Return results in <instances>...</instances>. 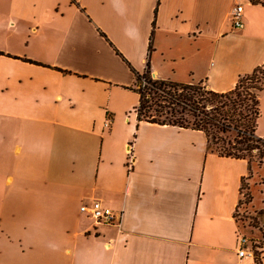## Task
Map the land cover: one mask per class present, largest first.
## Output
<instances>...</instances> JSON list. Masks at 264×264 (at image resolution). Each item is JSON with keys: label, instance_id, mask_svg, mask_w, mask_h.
I'll return each mask as SVG.
<instances>
[{"label": "crops", "instance_id": "obj_1", "mask_svg": "<svg viewBox=\"0 0 264 264\" xmlns=\"http://www.w3.org/2000/svg\"><path fill=\"white\" fill-rule=\"evenodd\" d=\"M146 64L154 80L228 92L264 64V5L0 0V264H248L233 218L247 160L138 121ZM258 109L264 139V89ZM93 200L117 222L80 211Z\"/></svg>", "mask_w": 264, "mask_h": 264}, {"label": "trees", "instance_id": "obj_2", "mask_svg": "<svg viewBox=\"0 0 264 264\" xmlns=\"http://www.w3.org/2000/svg\"><path fill=\"white\" fill-rule=\"evenodd\" d=\"M249 1L264 5V0ZM135 79L146 83L143 89H134L139 96L134 108L138 121L200 130L205 134L211 152L221 157L245 159L249 166V155L258 147L253 148L248 143L255 141L264 147V139L255 134L258 99L264 89V64L239 76L234 88L225 93L209 91L200 84L154 80L148 64ZM243 143H247L245 148L236 146ZM247 199L251 200L249 195Z\"/></svg>", "mask_w": 264, "mask_h": 264}, {"label": "built area", "instance_id": "obj_3", "mask_svg": "<svg viewBox=\"0 0 264 264\" xmlns=\"http://www.w3.org/2000/svg\"><path fill=\"white\" fill-rule=\"evenodd\" d=\"M230 20L234 29L242 28L241 5L233 8ZM145 86L146 83L141 80L138 89H143ZM249 197L252 199L251 195ZM251 201H248L245 193L240 192V198L233 214L238 236L236 255L239 260H248V264H263L264 249L260 247H264V208L254 210L251 207ZM80 211L87 214L97 224H112L118 219L110 208L103 206L98 200H93L89 205H82Z\"/></svg>", "mask_w": 264, "mask_h": 264}, {"label": "rangeland", "instance_id": "obj_4", "mask_svg": "<svg viewBox=\"0 0 264 264\" xmlns=\"http://www.w3.org/2000/svg\"><path fill=\"white\" fill-rule=\"evenodd\" d=\"M50 1L51 0H43V2H50ZM140 84H141V80L137 81L135 88L138 89ZM134 114L135 113L133 112V110H130L129 115L132 116ZM246 145L247 143H243L241 145H236V146H238L239 148H245ZM248 145L253 148L258 147V149L252 150L249 155L251 157L250 171H249L250 174L246 177V179H249V181H245V180L243 181L242 192L245 193L246 196L247 194L251 195L250 187L248 186V184H250L253 188L254 197L258 202H262V205L264 206V147L260 143H257L255 141L248 143ZM250 212L252 211L250 210Z\"/></svg>", "mask_w": 264, "mask_h": 264}]
</instances>
